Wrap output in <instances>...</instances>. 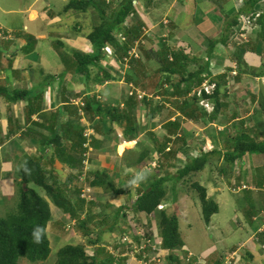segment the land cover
Instances as JSON below:
<instances>
[{
    "label": "trees",
    "instance_id": "obj_1",
    "mask_svg": "<svg viewBox=\"0 0 264 264\" xmlns=\"http://www.w3.org/2000/svg\"><path fill=\"white\" fill-rule=\"evenodd\" d=\"M134 1H138L140 4V0H122L118 4L112 0V2L105 3V7L102 8V3L98 5L95 0H69L59 12V15L71 12L87 14L90 9H94L99 18V24L94 26L91 33L86 36L93 46L92 53L87 54L78 50L68 53L66 50L64 52L65 44L61 40L52 43L64 66L62 76L73 74L72 76L83 78V83L86 86L85 92L79 91L76 94L77 98H81L80 104L72 103L69 95L66 96L67 88H61L62 90L59 92L60 102L58 99H51V101H53V105L62 104L55 112L48 114L49 117H47V112L43 111V103L45 95L47 94L49 98L50 93H46L45 87H42V92L39 91L37 94L21 88L10 91L7 86L0 87V98H4L10 104L21 103L23 105L25 125L23 126L22 119L17 117L10 118L11 121L9 122V124H17L22 127L17 132L20 134V137L17 138L20 143H17L15 139L9 142L10 159L13 160L14 155L19 152L25 153L22 149L23 143H33L38 146L40 151V157L24 154L19 159L21 163L19 169L15 172V177L19 181L17 184L24 187V189L21 188L19 191L17 210L5 217L0 216V264H19L22 260L32 264L48 261L52 254L50 237L54 238V241L58 239L61 224H58L56 228L49 227L53 220L52 206L56 207L61 214L69 219H77V226L83 233V237L85 236L84 238L87 239L90 246L96 247L94 249L96 255L91 256L86 251L85 246H64L57 252L55 264H119V260L113 257L104 246L112 245L116 250L115 252L122 255L127 252L125 249L127 245L121 242L120 237L114 239L111 243L104 242V246L101 244L104 241L106 232L107 234L117 232L119 228L117 229L116 226L119 223L120 216L126 212V209L122 208L115 211L114 216H112L113 222L109 223L108 226H105L106 221L109 222L108 215H101L98 220L94 221L95 216L93 217L90 209L86 212L87 218L81 221V214L86 210V204L81 199L80 187L75 185L77 177L74 172H71L63 181L60 173L54 167L56 160L66 165L72 159L71 164H67V166L71 168V171H75L79 166H82L84 152L93 155L95 149L101 150L103 148L105 141H102L99 135H97L99 137H91V139L84 135L90 125L94 127L96 133L104 137L112 136L115 133L113 126L117 125L118 133L123 139L134 141L138 132L136 109L149 110L151 119L152 114L157 115L164 108L168 98L174 101V109L181 114V117H185L195 124L214 122L225 108L224 101L227 97L232 96V98H235L236 90L233 88L236 82L230 77L231 72L230 75H212L210 62L214 57L213 49L219 43H222L225 47L228 45L233 46L235 29L241 33L240 17H249L251 20H255L256 25H258L256 29L257 31L260 29L261 35L258 40L252 41L250 45L237 48L234 56L238 68L241 69L245 64L240 58V53L244 49L248 47L256 51L264 45V0H239L242 5L234 14L232 21L225 23L218 39H210L209 50L206 52L205 58L186 53L188 49L173 48L168 45L166 39H158L157 43L160 48L155 57L159 68L154 74L148 75V72L144 69L143 58L152 60L147 46H141L142 55L140 59H130L129 65L139 78L134 79L132 75L126 74L125 81L128 84L133 83L135 86H155L161 90L154 92L155 95L163 96L164 100L159 103H154L153 100L148 101L147 98L138 101L135 97L129 95L128 98L122 99L120 104L113 105L108 100L110 98L98 97L97 94L92 92V86L99 87L100 92L102 87L107 88L106 86H108L109 89H104L108 96L109 91L112 90L109 84L116 79L114 75H119L120 71L119 68L108 64L109 57L111 55L114 57L113 62L117 66H124L126 60L130 57V51L134 48L135 42L145 35V25L142 22L139 9L141 5L138 8L134 5ZM150 2L151 0H149ZM77 33H80L79 30H77ZM3 34L7 33L0 28V35ZM25 37L27 38L26 34L22 38ZM244 42L242 41V43ZM108 49H112L113 53L109 54ZM263 51L264 49L261 50L260 55L263 54ZM41 73L44 74L43 69ZM252 74L253 77H264V68L262 67L258 72L253 70ZM157 77L159 83L154 82V78ZM54 78L57 79L55 75L48 74L42 84H46L47 88ZM205 82H209L214 86L210 94L202 89ZM200 91L202 93L198 96L197 93ZM194 92L195 94L190 96ZM202 100H209L214 103L212 113H208L200 105ZM261 101L264 109V99ZM34 116H37L38 120L34 121ZM177 120L164 126L168 135L178 134L180 119ZM10 133L12 134V131ZM16 134L13 135L16 136ZM260 136L264 137V130L260 126H256V129L254 127L253 129L239 131L225 145L226 153L223 164L230 167L238 161H242L246 156H263L264 138L260 140ZM180 141L181 139L177 142ZM153 142L154 148L144 147L138 158L132 161L134 164H144V167H148L149 163L155 160L152 163L155 169L158 168L160 162L165 165L160 157L164 154L166 144L170 142V139L167 137L159 142L153 138ZM51 150L52 155L49 156L51 153L48 154V151ZM221 152L214 149L212 152L202 154L199 158L190 160L183 167L176 168L175 175H155L149 184L142 185L139 190L131 211H134L138 216L158 217V219L156 218L158 221V237L160 247L168 254L165 259L167 264H198L199 259L189 258L187 260V256L180 257L175 253L185 247V242L180 231L179 215L169 214L166 210L161 211L159 209L168 195L166 184L169 181L173 183L172 190L174 191L177 183L184 184L189 181L191 191H195L200 200L203 221L206 225H210L212 217L219 213V206L208 196L207 188L199 182L193 181V179L197 174L203 172L213 159L220 160ZM43 160L46 161L43 162ZM157 172L159 171L157 170ZM219 172L223 177L230 178L231 176L229 175L230 172L223 166ZM73 185L76 188L73 189ZM91 185L95 188H103L105 192H112L116 195L123 194V191L115 188L107 175L95 174ZM72 195H75V198ZM244 200L248 201V208H243L247 212L246 217L249 220H252L254 215L258 217L261 209L255 205L249 195ZM125 217L127 216L125 215ZM144 226L142 224V227ZM96 228L100 233L94 231ZM120 231L122 230L120 229ZM123 234L126 233L123 232ZM259 235L262 238L260 242L264 243V232ZM93 236L95 237L94 240L91 239ZM135 239L141 245V238L135 237ZM101 248L108 252L109 257H106L107 253H104V257L108 262L99 261L98 259ZM150 249L148 247V250ZM228 255L217 258L213 261L214 264H225V258ZM250 258L252 256L248 253L247 260L249 262L252 261ZM126 261L129 264L127 258Z\"/></svg>",
    "mask_w": 264,
    "mask_h": 264
},
{
    "label": "rangeland",
    "instance_id": "obj_2",
    "mask_svg": "<svg viewBox=\"0 0 264 264\" xmlns=\"http://www.w3.org/2000/svg\"><path fill=\"white\" fill-rule=\"evenodd\" d=\"M69 0H0V26L3 29L4 32L7 33V38L10 40H13V42L8 41L7 39L4 38L3 35H0V87H6L12 91L15 88H21V89H26L28 91H33L36 92V94L41 91L42 92V87L46 88V84H42V82L45 80L46 75H43L41 73V69L44 70V74H49V75H56L58 77L57 79L51 80V83L49 86H47V89L50 90L52 89V95L53 97H58L59 92L61 88L63 89L64 87L67 88L66 96L69 95V98L74 101L76 104H80L81 100H76L77 99V93L80 92H85L86 86L83 83V78L80 76H72L73 74L70 75H63L62 72H64V66L62 62L60 61L59 53L53 48V45L51 41H56V40H62L63 43L65 44V50L68 53H72V51H86V53H91L93 51V46L92 44L87 40L86 36L91 33L93 30L94 26L99 24V18L97 12H95L94 9H90L87 14L84 13H75L71 12L69 14H62L59 15V12L62 10V7L68 2ZM112 2V0H109ZM116 4H118V0H114ZM122 1V0H120ZM235 1V0H233ZM95 2L98 5H101L102 3V8L105 7V3H108V0H95ZM233 5V4H232ZM242 5V3H239V1L234 3V7L229 8L227 5V2L225 0H210L209 3L206 2L202 5H199L200 7L195 13V7L191 3L188 7H185V13L186 15H183L185 17V24L188 26H191L194 28L196 31H200V33L196 36L198 39L195 37H192L190 33L187 31V36L192 37L196 42H191V44L196 48L199 47L200 49L204 50L208 44V41L210 39H217L215 38V32L210 30V31H204L202 30V27H206L207 25H210L208 20L206 18H209V20L214 24L218 25L217 22V14L215 13V9L218 10V13L221 12L223 16H227L228 14L230 15L229 17H226L227 20H231L234 18V14L236 11V6L239 7ZM111 6V5H110ZM140 4L137 5L139 7ZM32 14H36V16L32 17ZM195 14V15H194ZM194 15V16H193ZM32 17V18H31ZM194 17L193 20H195V25L194 22H192V18ZM144 20L147 23H151L150 17L144 16ZM167 19H164L163 25L168 26L169 23L167 22ZM168 23V24H167ZM258 25H255L253 28H257ZM77 30H79L80 33H77ZM258 33L255 31V34L252 33L251 36H248V42L242 43L241 37H242V31L239 36H237L236 32L237 29H235L234 33L236 35L235 39L233 40V49L230 48V55L234 56V53L237 52V48H242L244 45H250L252 41L258 40L259 36L261 35L260 29H258ZM27 33V40L30 39L35 41L34 38H37L36 40L38 41L39 46L37 45V48H35V52L32 51V47H29L28 49H25V47H21L19 43V38H22L23 35ZM10 36V37H8ZM5 39V40H4ZM42 40V42H40ZM146 42V46L148 48V51L150 52V55L152 57V60H142L144 64V68L148 71L149 75H152L157 71L159 68L158 61L156 59V52L155 48L160 46L158 43L154 44L153 42L150 43L151 41L149 38L147 40L144 38ZM201 41L202 43H200ZM231 43V45H232ZM190 45V42H188ZM30 45V44H29ZM141 45H144L141 43ZM92 46V48H91ZM172 46V45H171ZM181 46V45H179ZM177 46V47H179ZM40 47V49H38ZM141 48L136 50V53H133L132 56L134 59H139L141 57ZM199 49V50H200ZM264 49V45L262 46V50ZM247 50L249 52H252L248 47L244 49L243 52L240 53V58L244 60L246 58V52ZM41 52V54L39 53ZM40 54L39 56H36L37 54ZM108 53L112 54L113 50L108 49ZM16 55V58H13L12 56ZM200 55V54H199ZM203 55V54H202ZM200 55V56H202ZM199 56V57H200ZM251 56L249 55L248 59H251L250 61L247 60L248 62H251L253 59L250 58ZM114 57L111 55L109 57V65L115 66L116 63H114L112 60ZM233 62V66L236 65L235 61V56L231 58ZM264 61V57H263ZM212 62V61H211ZM253 65L254 63L251 62ZM216 64V63H215ZM214 65V63H213ZM116 67H119L116 65ZM248 67L247 63L244 64V66L241 68L242 70H246ZM27 71V69H29ZM121 71H119V75H114L116 78L114 82L116 85H122L124 89H131V87H135L138 91L142 93H148L147 91H144L148 88V91H150V95H153L151 92H158L161 91L159 88L155 86H150L147 87V85L144 86H135L128 84L125 81L126 74H130L134 77V79H138L139 77L134 74L135 72L132 70L131 66L129 63H125L124 66H120ZM214 70L216 71V75H218L220 72H222V69H219L218 67H214ZM236 71V72H235ZM234 72L237 74V70L234 69ZM233 72V73H234ZM239 72V70H238ZM62 76V77H61ZM234 76V75H233ZM60 77V78H59ZM155 83H159V78H154ZM46 83V82H45ZM63 83V85H61ZM147 84V82H146ZM112 85V86H116ZM139 87V88H138ZM141 87V88H140ZM155 87V88H154ZM145 88V89H143ZM46 89V90H47ZM92 89L95 94L98 95V97H102L103 95L100 92V88L97 86H92ZM47 93V92H46ZM50 93V91H48ZM107 93V92H106ZM70 94H73L70 96ZM237 96V94H236ZM52 97V98H53ZM109 102L113 105H118L121 103L122 99H126L129 97L128 92L120 93L117 90H111L109 91V95L106 96ZM156 97V96H155ZM163 96L161 97H156V101H160ZM103 98V97H102ZM104 100V99H103ZM6 101L4 99H0V113L1 117L3 120H1L0 123V179L2 180V177L7 180L8 178H12V174L15 173L19 167L21 161L17 159L16 161L13 162V160L9 163L10 164V171L7 170H1V166L3 165L4 160L2 157L7 156L5 155V149L3 148L4 146H8L9 142L13 139L17 143H20V140L13 135L14 133L16 134L17 132L22 129L20 125L17 124H9L11 119H7L9 117V112H13L14 114L20 116L23 115V109H22V104L19 103L17 105H14L13 108H8L6 106ZM170 105L172 108L175 107L174 101H169ZM124 104V103H122ZM8 106H13L12 104H7ZM142 107V106H141ZM8 108V109H7ZM125 108V107H124ZM136 110V119L138 121V118L140 116V121H144L147 126L152 125V128H157L161 123L160 122H165L162 119H158L157 122L151 123V119L148 118V116H145V113L142 111L144 109L142 108H137ZM168 111V110H167ZM167 111L164 112V116H167ZM140 112H142L140 114ZM178 112V111H176ZM135 113V114H136ZM143 118H142V117ZM22 117V116H21ZM174 118V117H173ZM262 118V110L257 113V116L255 119H261ZM4 119L7 125L8 122V133L6 130H4ZM149 123V124H148ZM159 124V125H157ZM22 125L24 126L25 123L22 122ZM142 125V124H140ZM199 125V124H197ZM33 126V125H31ZM222 127V126H220ZM218 130V134H216V128L215 127H209L208 128V133H205V135L200 136V139H207L208 143L210 146L212 145V140L216 137L215 135H219L220 132H222V135L225 137H232L236 135V131L234 129V124H231L228 128H224V130ZM164 130V129H163ZM12 131V134L10 133ZM151 132L149 127H145L144 130H142V134L144 137L148 136L149 140H147V143L150 145L149 148L154 147V142H153V137L152 134L149 133ZM94 133L95 137L97 136L96 132H93V128L89 131H86L87 135H92ZM215 136V137H214ZM214 137V138H212ZM216 141L221 142V139H215ZM8 144V145H7ZM147 144V146H148ZM201 145V144H200ZM227 145V143L224 144V146ZM197 146V144H195ZM219 148L220 145H218ZM122 147V146H121ZM120 147V148H121ZM127 147V146H126ZM2 148L3 153H2ZM23 151H26L27 155H30L32 153H35V150L37 151V147H32L29 148L26 147L25 145H22ZM18 150V149H17ZM14 150V151H17ZM105 151L109 153H113L116 150V144H113L112 142L109 143V146H106L104 148ZM124 151V149H122ZM122 150L119 149L120 153H122ZM197 151H193L191 154V157L195 156ZM10 154V152H9ZM22 154V153H17ZM36 154V153H35ZM126 155H129L128 153ZM10 156V155H9ZM9 156L6 157V162H9ZM15 156V155H14ZM108 157H110V161L112 164L116 166L115 170H118V167L122 168V164L118 160H116L117 157V151H115V154H108ZM137 158V157H136ZM259 161H257V165L255 166L254 164L251 166L249 171L252 170V172H256V180L254 178H248L245 179V173H240V165L239 162L232 165V166H225L222 161H214V163H210L207 165L205 170L195 177L193 181L199 182L203 186H212V193L214 194L213 189L215 188V185L217 187V182H221L222 179L226 181V184L222 183L223 185H220L219 187L223 188L221 195V201L218 204L219 206V213L214 215L212 217L210 225H206L205 222L203 221L202 218V210H201V203L198 198V195L196 194L195 191H191L190 186L191 183L189 181H186L187 183H177V187L175 190V195H174V200H171L172 196V188H173V183H167L166 184V189L168 192V195L166 199L164 200L165 202L162 203V206L165 207V210L169 214H178L180 217V231L182 238L185 242V250H177L176 255L177 256H187V258H192V259H199V263L201 264H212L213 261H215L217 258L219 259L220 257H224L225 255L229 254L228 257H231L233 252H238L240 258H237L235 256L236 264H264V243L260 242L261 235H259L260 232H264V212L261 214V219H255L256 216L252 218V220H249L246 217V210L245 208L247 206V202H245L243 199L238 200V197H240L243 194L249 195L251 200L255 202V197L254 194L258 193L259 190L255 188L261 189L262 194L264 195V155L257 156ZM21 159V158H20ZM120 158L119 160H121ZM125 163L129 162V164L132 163L134 160L133 155H129V157H124ZM160 159H164L163 155ZM72 161V159H71ZM71 161H67L68 165L71 164ZM224 161V159H223ZM217 162V164H216ZM243 162H241L242 164ZM12 164V165H11ZM66 164V166H67ZM91 166V181L94 179V173L97 172V166H95V162L93 158H91V163H89ZM168 162L166 161L165 165H162L161 162L159 164V172L156 171H148V168L144 169L145 173L144 176L142 177V182L140 184L147 185L151 180L154 178L155 175H168L172 174L175 175L177 172L176 170H172V167H168ZM185 164V163H184ZM183 164V165H184ZM162 165V166H161ZM127 166V165H126ZM161 166V167H160ZM218 167H224L226 168L230 174L229 175H236L238 173V176H242V179H236L235 181H232V177L230 178L223 177L221 173L218 171ZM255 166V167H254ZM244 171L246 170V167L242 165ZM254 167V168H253ZM179 168V167H178ZM70 172V169L67 170ZM140 171V169H137L132 175L134 176L136 172ZM232 171V173H231ZM110 176V175H108ZM112 179H116L114 174L111 175ZM128 175L122 173L121 177H119V183L117 184L116 182L115 185L116 187H125L126 183H129L126 179ZM167 177V176H166ZM126 178V179H125ZM214 179V184L212 180ZM4 180V185L2 184L0 186V216L5 217L8 214L14 212L17 210V202L19 201V191L21 188L24 189L21 185H18L17 183ZM228 180V181H227ZM111 181V180H110ZM132 181L130 180V183ZM242 182V185H240ZM78 183L83 184L84 181L79 180ZM136 183H138L136 181ZM139 184V185H140ZM75 185H77L75 183ZM114 185V184H113ZM114 185V186H115ZM74 186V185H73ZM255 187V188H253ZM76 188V186L73 187V189ZM131 188H134L131 186ZM238 188L240 190H243V192H239ZM124 189H127L126 187ZM129 190V189H127ZM132 195L136 194L134 190L131 192ZM260 193V192H259ZM112 192H106V195L98 194L97 195V201L95 205L92 207L91 213L95 215L94 221L98 220V218L101 215H108L109 222L105 224V226H108L109 223H112V216H114V213L116 210H118V207L122 206H127V207H133L132 200L133 198H127L124 197L122 201L120 199H116L110 203L108 196H112ZM108 195V196H107ZM73 198H75V195H72ZM209 196V193H208ZM210 197V196H209ZM96 198L94 199V201ZM239 201V203H238ZM124 207V209H130ZM248 208V207H247ZM87 209H90V207ZM125 213L123 214V217L120 216L121 218L119 219V223L117 224L116 229L117 232L115 233V239L119 238L123 232L128 234L132 240L135 239V234L131 230L130 223L132 222L134 225L136 224L138 228H144L142 227V224L137 221V217L135 214L133 215H126ZM84 214L82 215L81 219H84ZM57 220L61 221L62 224H60V231H58L59 237L56 241L55 239L51 238V247H52V254L50 258L48 259L47 262L45 263H36V264H55L56 260V255L57 252L59 251L60 248L67 246V245H72V246H77V245H84L86 246L87 243L85 242V236L83 237V233L79 229L73 228V224H67L65 229H64V223H66L67 216H64L63 214H60ZM132 217H135L133 219ZM158 219V217L156 216ZM122 219V220H121ZM151 226V225H150ZM51 228V224L49 226ZM92 228V226H91ZM75 229V230H74ZM120 229L122 231H120ZM150 228H145L141 229L144 233H146ZM105 230V229H103ZM70 231V232H69ZM96 232L97 228L94 230ZM95 233V232H94ZM258 234V235H257ZM80 236L81 238H75L76 236ZM110 235L105 233L104 234V241L102 242V246H104V242L107 243L111 239L109 238ZM258 237V239H257ZM92 239L94 240L95 237L93 236ZM107 241V242H106ZM262 241V240H261ZM105 249H107L108 246H104ZM104 248L100 249V254L98 256L99 261H107V259L104 257V253L106 254V257L108 256V252H105ZM249 249L251 250V254L253 256L254 262L250 263L249 260H247V254L249 252ZM252 250L254 252H252ZM109 251V249H107ZM109 257V256H108ZM183 259V258H182ZM184 261V260H183ZM119 264H127V261H118ZM187 262V261H186ZM138 264L137 262H135ZM133 263V264H135ZM19 264H32L29 263L26 260L20 261ZM149 264H160L158 262H151ZM162 264H167L166 260L162 262ZM214 264V262H213ZM234 264V260H233Z\"/></svg>",
    "mask_w": 264,
    "mask_h": 264
},
{
    "label": "crops",
    "instance_id": "obj_3",
    "mask_svg": "<svg viewBox=\"0 0 264 264\" xmlns=\"http://www.w3.org/2000/svg\"><path fill=\"white\" fill-rule=\"evenodd\" d=\"M120 2V0H118ZM210 0H151V2L149 3V0H140V8H145V10L148 12L149 17L151 19V24L152 26L148 28V32L146 37H151V42L150 43H157L158 39H166L167 43L169 46L173 47V48H185L188 49L186 51V53H191L192 55H196V56H200V57H204L205 58V54L206 52L209 50V41L208 44L206 46V48L204 50L200 49L199 47L196 46V48L191 44V42H196L192 37H195L196 39H198L196 36L200 33V31H196L194 28H192L191 26H188L187 24H185V17L183 15H186L187 13H185V7H188L191 3L193 4V6L195 7V13H197L196 11L198 10V8L200 7L199 5H202L206 2L209 3ZM118 2V3H119ZM234 3L235 1L230 0L227 2V5L229 6V8L234 7ZM233 4V5H232ZM199 11V10H198ZM237 12V9L235 11V13ZM215 13L217 14V22L218 25H214L209 18H206L208 20V22L210 23V25H207L206 27H202V30L204 31H214L215 34V38H219L220 34L222 33V29L224 28L225 23L229 20H227L226 17H229L230 15L228 14L227 16H223L220 13H218V10L215 9ZM195 15V14H194ZM193 15V16H194ZM36 16V14H32V17ZM234 16V15H233ZM31 17V18H32ZM164 19H167L169 21V25L168 26H164L163 22ZM194 19V17L192 18V20ZM192 22H194L195 25V20H193ZM196 26V25H195ZM1 28V26H0ZM187 31L190 33V35L192 37L187 36ZM27 35V33H25ZM4 38L7 39L10 42H13V40H10L9 38H7V34H3ZM10 37V36H8ZM4 39V40H5ZM21 40H19L20 46L21 47H25V49H28L29 47H32V51L35 52V48H37V45L39 46L40 44H38V41L36 40L37 38H34L35 41L31 40V43L29 42L30 40H27L26 38H19ZM147 40V39H146ZM57 41V40H56ZM62 41V40H61ZM40 42H42V40H40ZM54 41H51V43H53ZM63 42V41H62ZM188 42H190V45L188 44ZM200 43H202L201 41H199ZM30 44V45H28ZM146 44V43H145ZM181 45V46H179ZM179 46V47H177ZM92 48V46H91ZM230 48L233 49L232 46H227L225 47L222 43H219L216 45V47L213 49V55L214 57L212 58V62H214V67H218L219 69H222V72H220L218 74V76L221 75H226L229 74L230 72L232 73L234 71V69L237 70V74L236 75H230V77H232L235 80V85H234V90H236L235 92V98L231 97H227V99L224 101L226 106L223 109V111L221 112V114H219L218 118L216 117V120H214V122H207L206 124H195L190 120H187L185 117H181V114L179 112H176V110L174 108L171 107L169 101H172L170 98H168L167 102L164 105V108L161 109L160 112H158L157 115H153L152 114V118H151V123L157 122L158 119H162L165 122H160L161 124H157L159 125L157 128H152V125H146L144 124V118L143 121H140V116L138 118L137 124H138V132L136 134V140L134 141H128L126 139H123L122 136L118 133V127L117 125H114V131L115 133L112 136H101L100 134L97 133V135L100 136V138L102 139V141H105L103 148L101 150H94V154H93V160L95 162V166H97L96 168L98 169L97 172L94 173L95 174H100V175H110L109 180H111V182L115 185L114 182H116L117 184L119 183V177H121V174H127L128 176L125 178L129 183H126L125 187L127 189H124L125 187L121 186V187H116L115 188L118 190L123 191L122 195H116V194H111L112 196H108L110 203L116 199H120V201H122L124 199V197L130 198L132 197V204H134V200L137 198L139 190L141 189V186L143 184H140V182H142V177L144 176V164L141 165H137L134 164L133 162L131 164H129V162H126V165H124V161L125 159H123L124 157H129V155H133L134 159L139 156V153L141 152V150L144 147H147V140H149L148 136L144 137L142 134L140 135V133H142V130H144L145 127H149L150 131L149 133L152 134V137L156 140H158L159 142H161L163 139L165 138H169L170 142H168L166 144V148H165V152L163 155L164 159H163V163L166 164V161L168 162V167H172V170H176L177 167H182L181 165H183L185 162L187 163L188 161H190L193 157H191V154L193 153V151H197V155L200 153L202 154H206L208 152H212L214 149H218L221 152V158L220 160L223 163V159L225 156V151L226 148L224 146L225 143H227L229 140L233 139V137H235L237 135V133L239 131H244L247 129H253L256 126H260V128L262 130H264V109L261 105V100L264 99V77H253L252 71L256 70L257 72L259 71V69H261L262 67L264 68V61H263V57H264V51L263 54L260 55L262 52V47L260 49H257L256 51H252L249 52L247 50V52L245 53L246 58H244V62L247 63L248 67L246 70H242L238 68V64L236 62V65L233 66V62L231 60L232 55H230ZM38 49H40V47H38ZM158 47L155 48V52L158 51ZM200 49V50H199ZM84 52V51H83ZM93 52V51H92ZM91 52V53H92ZM39 53L41 54V52L39 51ZM86 53V51H85ZM36 56L40 57V54L36 53ZM90 54V53H88ZM200 54V55H199ZM142 55V54H141ZM249 55L251 56L250 58H252L253 60L251 62L254 63V65L251 62H248L247 60H251L248 59ZM13 58H16V55L12 56ZM143 60L146 61V59L143 58ZM216 63V64H215ZM145 64V63H144ZM29 69H27V71H29ZM42 70V69H41ZM40 70V71H41ZM158 70V69H157ZM239 70V72H238ZM44 71V70H43ZM146 72H148L147 70H145ZM211 73L213 76L216 75V71L214 70V68L210 69ZM236 72V71H235ZM43 74V73H42ZM43 75H48V74H43ZM55 75V74H54ZM56 76V75H55ZM58 78V77H57ZM60 78V77H59ZM110 88L112 90H117L120 93H124V92H128L126 89H124V87L120 84V85H116V83L111 82L110 84ZM112 85H116V86H112ZM107 88L102 87L101 88V94L103 95V98H107V94L104 91V89H109L108 86H106ZM16 89V88H15ZM47 88H45V91L48 93V91L50 90H46ZM170 89V88H167ZM62 90V89H61ZM103 90V91H102ZM32 91V90H31ZM237 94V96H236ZM52 95V91H50V96L48 98V95L46 94L44 97V103H43V111L47 112L46 115L47 117H49L48 114H51L53 112H55L62 103L59 104H54L53 105V101H51V99H58L60 102V96L58 97H53ZM0 99H4V98H0ZM50 99V100H49ZM5 100V99H4ZM76 100H81V98H77ZM6 106L8 108H13L14 109V105L17 104H12L13 106H8L7 100H5ZM72 101V100H71ZM72 103H74V101H72ZM76 104V103H74ZM78 105V104H76ZM7 108V109H8ZM22 109H23V105H22ZM168 110V111H167ZM262 110V118L261 119H255L257 116V113L260 112ZM138 111V110H136ZM145 113V116H148V111L147 110H142ZM167 111V116H164V112ZM9 112V117L7 119L10 118H21L22 122L25 123L24 119H23V115H16L13 112ZM142 112H140L141 114ZM137 115V113H136ZM135 115V116H136ZM22 116V117H21ZM174 117V118H173ZM149 118V116H148ZM179 120L180 122V129L177 132L178 134L175 135H168L167 130L165 129L164 126H167L170 123H174L176 120ZM2 117H1V113H0V123H1ZM6 119H4V130H6V132L8 133V122L6 125L5 122ZM33 120L36 121L38 120L37 116L33 117ZM177 120V121H178ZM154 121V122H153ZM142 124V125H140ZM149 124V123H148ZM231 124H234V129L236 131V135L232 136V137H225L222 135V132L219 133V135H215L214 140H212V145L210 146V144L208 143L207 139H200V136L205 135V133H208V128L209 127H215L216 128V134H218V130L220 131V128H222L221 130H224V128H228ZM222 126V127H220ZM164 129V130H163ZM17 138L20 137V134L17 133L16 136ZM182 137V138H181ZM264 137L260 136L259 139L262 140ZM180 142H177L178 140H180ZM215 139H221V142L218 143V141H216ZM220 141V140H219ZM112 142L113 144H116V150L117 151V157L116 160H118L120 162V164H122V168L118 167V170L116 171L115 168L116 166L114 164L111 163L110 161V157H108V154H115V151L113 153H109L107 151L104 150V148L106 146H109V143ZM9 144V143H8ZM7 144V145H8ZM195 144H197V146H195ZM201 144V145H200ZM22 145H25L26 147L32 148V147H37V151L35 150V153L30 154L31 156L34 157H40V151L38 150V146L31 143H23ZM127 147H126V146ZM221 148H219V146ZM121 146H125V149L122 153H120L119 149ZM150 145L148 144V147ZM6 151H5V155L7 154V156H3L2 159L4 160L3 165L1 166V170L5 171H10V164L13 162H10V157H9V162H6V157H8L10 154V146H4L3 147ZM2 148V153H3V149ZM154 148V147H153ZM27 151V150H26ZM26 151H23L25 153L22 154H18L14 156V160L16 161L17 159L22 158V156L24 154H26ZM51 153L49 156L52 155V150L48 151V154ZM129 155H126V154ZM201 154V155H202ZM262 156V155H261ZM120 158H122L121 160H119ZM136 158V159H137ZM220 161L217 160L216 158L213 159V163L214 161ZM12 161V160H11ZM46 160H43V162H45ZM257 161H259V159L257 158V156L255 155H250V156H246L242 161L239 162L240 165V173H245V179L248 178H254V180H256V172H252L249 171V169L251 168V166L254 164L255 166L257 165ZM210 162V163H212ZM241 162H243L241 164ZM11 164V165H12ZM217 164V162H216ZM242 165H244L246 167V170L248 171H244L243 167H241ZM254 166V167H255ZM54 167L56 168V170L60 173L61 175V179H63V181H65V179L68 177V174H71V171L68 172L67 170H71V168H69L68 166H66L65 164H62L60 161L56 160V163L54 165ZM253 167V168H254ZM218 171L220 170L221 167H218ZM137 169H140V171L136 172V174L133 176L132 173H134ZM178 169V168H177ZM232 172V171H231ZM238 173V174H240ZM112 174H114V176L116 177V179H112ZM238 174L236 175H232V181L236 182V179H242L243 182V178L242 176H238ZM12 178H8L7 180L6 177L3 178L2 180L0 179V186L3 184L4 185V180L7 182L9 180H11V182L15 183H19V181L16 179L15 177V173L12 174ZM130 180L132 181L130 183ZM136 181L138 183H136ZM228 181V180H227ZM213 184H214V179L212 180ZM222 183L226 184V181L224 179H222L221 181ZM221 182H217V187L215 185V188L213 189L214 194L212 193V186H205L208 190L209 196L218 204L221 201V193L223 191L222 187H219L221 184ZM242 182L240 185H242ZM150 183V182H149ZM148 183V184H149ZM140 184V185H139ZM131 186H133L134 188H131ZM255 188V187H253ZM263 188H264V184H263ZM258 189L259 192L254 194L255 197V205L261 209L260 215L258 217H255V219H261V214L264 212V195L262 194L263 191H261V189L259 188H255ZM134 190V192H136V194L132 195V191ZM95 195H94V199L96 198V200L89 205V207L91 206L90 210H92V207L95 205L96 201H97V195L98 194H102V195H106V192L104 191L103 188H99L96 187L94 189ZM243 192V191H241ZM175 195V194H174ZM247 198L246 194L241 195L240 197H238V200H244ZM238 201V203H239ZM245 202H247V206L248 207V201L244 200ZM2 202H0L1 204ZM124 207L127 206H122V207H118L119 209H122ZM130 207V206H129ZM127 207V208H129ZM52 213H53V220L51 222V227H58L57 225L61 223V221L57 220L58 218H60V214L61 212L58 211V209H56V207L52 206ZM131 208V207H130ZM130 209H126V213L128 215H130L131 211H129ZM117 211V210H116ZM115 214V213H114ZM134 214V213H133ZM95 215H93L94 217ZM107 216V215H106ZM136 217H138L140 219L141 222H145V216H138L135 215ZM255 216V215H254ZM254 219V218H253ZM67 222V220H66ZM62 224V223H61ZM66 223H64V229H65ZM78 229V226L76 227ZM75 228V229H76ZM60 231V229H59ZM81 231V230H80ZM100 233V232H99ZM107 233V232H106ZM110 235V243L111 241H113L115 239V233L112 232ZM77 238H81L80 236H76ZM82 239V238H81ZM86 239V238H85ZM92 239V238H91ZM86 242V241H85ZM107 242V241H106ZM108 243V242H107ZM52 248V247H51ZM251 250L249 249V254L252 256ZM252 252H254L252 250ZM252 261L250 263L254 262L253 256L252 258H250ZM125 261L124 258H120L119 261Z\"/></svg>",
    "mask_w": 264,
    "mask_h": 264
},
{
    "label": "clouds",
    "instance_id": "obj_4",
    "mask_svg": "<svg viewBox=\"0 0 264 264\" xmlns=\"http://www.w3.org/2000/svg\"><path fill=\"white\" fill-rule=\"evenodd\" d=\"M109 1V0H108ZM239 0H235V2L237 3ZM139 3H138V1H134V5L135 6H137ZM140 7V6H139ZM138 7V8H139ZM240 7V6H239ZM239 7H237L236 6V9L238 10V8ZM140 9V14H141V19H142V22L144 23V25H145V28H144V32H145V35H144V37L143 38H141L139 41H136L135 42V46H134V48L130 51V57L126 60V63H129V61H130V59L131 58H133V56H132V54L133 53H136V50H138L139 48H141V46H146L145 45V40H144V38L145 39H147V38H149V40H151V37L149 36V37H146V35H147V32H148V28L149 27H151L152 26V24L151 23H147L145 20H144V16H147V17H149V14H148V12L145 10V8H139ZM240 19H241V17L239 18V23H240ZM168 23H169V21H167ZM167 23V24H168ZM126 25H128L127 23H126ZM165 26V25H164ZM239 26H241V23H240V25ZM257 33H258V31H257V29L255 30ZM255 31H254V34H255ZM236 34H237V36H239L240 35V32L239 31H237L236 32ZM251 36V35H250ZM235 37H236V35H235ZM235 37L233 38V40H236V39H238V38H236L235 39ZM242 41H245V42H248V38L247 39H241ZM141 43L142 44H144V45H141ZM180 49H185V48H180ZM159 50V49H158ZM141 58V57H140ZM139 58V59H140ZM134 59V58H133ZM113 60V59H112ZM213 63L214 62H210V68H214V65H213ZM115 67H116V65H115ZM116 68H119L120 69V71L122 72V70H121V68L120 67H116ZM145 69V68H144ZM146 70V69H145ZM234 72V71H233ZM232 72V75H236V73L234 72L233 73ZM154 74V73H153ZM149 75V74H148ZM131 85H134L133 83L131 84ZM139 88V87H138ZM141 88V87H140ZM14 90V89H13ZM127 91H128V95H130V97L132 96V97H135L138 101H143V100H145V98H147V100L148 101H151V100H153L154 101V103H159V102H161L162 100H164V98L162 97V99H160V101H156V97H161V95H159V94H157V95H155V93L154 92H151L153 95H150V94H148V93H150V91H148V89H146V90H144V91H147L148 93H142V92H140V91H138L137 89H135V87H131V89H127ZM193 94H195V93H192L190 96H192ZM156 96V97H155ZM209 104H210V106H211V108H212V110H209V109H207V108H205L206 109V111H208V113H212L213 111H214V103L212 102V101H209V100H206ZM200 105H201V102H200ZM203 107V106H202ZM143 109V108H142ZM146 110V109H145ZM148 111V116H149V110H147ZM150 118V117H149ZM154 122V121H153ZM93 128V132H95V129H94V127L92 126V125H90L89 126V129L88 130H86V131H89V130H91ZM86 131L84 132V135L88 138V139H91V137H95L94 136V133H92V135H87L86 134ZM136 140V139H135ZM153 149V148H152ZM94 152V151H93ZM202 154V153H201ZM201 154L199 153L198 155L196 154L192 159H196V158H199L200 156H201ZM91 158H93V155L92 154H89V153H86V152H84V154H83V156H82V166H79L78 168H77V170H75V171H71V172H74V174L76 175V177H77V180H76V184H77V186L78 187H80V192H81V199L82 200H84L83 202L86 204V210L81 214V217H82V215L84 214L85 216H84V219H81L80 218V220L81 221H84L86 218H87V215H86V212L88 211V209H87V207L89 208V205H91L93 202H94V195H95V192H94V189H95V187H93L92 185H91V179H92V177H91V165L89 164V163H91ZM155 158V157H154ZM161 158V157H160ZM191 159V160H192ZM155 162V160H153L152 162H150L149 163V166L147 167V166H145L144 167V169H146V168H148V171H156L157 172V170H158V168H159V166H158V168L157 169H155L153 166H152V163H154ZM189 162V161H188ZM187 162V163H188ZM238 162H240V161H238ZM237 162V163H238ZM186 162H185V164H187ZM184 164V165H185ZM236 164V163H235ZM184 165H181L182 167L184 166ZM180 167V166H179ZM178 168V167H177ZM159 171V170H158ZM82 178H85V182L83 183V184H80V183H78V181L79 180H81ZM169 183H170V181H169ZM85 185H87V186H89L90 188H91V190H92V192H91V195H90V197H91V199L90 200H86V199H83L82 198V191H83V189H84V186ZM168 189V188H167ZM118 190V189H117ZM238 190H239V192H241V191H243V190H240L239 188H238ZM109 193V192H108ZM174 194H175V190L173 191L172 190V196H171V200H174ZM137 199V198H136ZM136 199L134 200V203H135V201H136ZM165 202V201H164ZM163 203V202H162ZM162 206V204L160 205V207ZM159 207V209L161 210V211H164L165 210V207L163 208V209H161ZM129 211H131V208H130V210ZM131 212H133L134 214H135V212L134 211H131ZM133 213H131V215H133ZM125 214L127 215V213L125 212ZM136 215V214H135ZM122 217H123V214L121 215ZM141 216H145V215H141ZM121 218V217H120ZM133 219H135V217H132ZM138 218V217H137ZM125 220V219H124ZM136 220V219H135ZM145 222H141L140 221V219L138 218L137 219V221H139L141 224H143V225H145L144 226V228H141V229H145V228H150L147 232H146V238L150 241V244H149V247L151 248L150 250H148L149 252H153V248H154V246H157L158 244H159V248L161 249V250H163L161 247H160V240H159V237H158V224H157V219L155 218V217H147V216H145ZM67 224H73L74 225V227L73 228H76L77 227V225H78V220L77 219H69L68 217H67V222H66V225ZM151 225V226H150ZM66 227V226H65ZM130 227H131V225H130ZM75 230V229H74ZM70 232V231H69ZM261 233H263V232H260L259 234H261ZM135 234V233H134ZM122 235H125V234H122ZM121 235V236H122ZM258 235V234H257ZM141 238V237H140ZM257 239H258V237H257ZM86 240V243H87V245L85 246V249H86V251H88L90 254H91V256H94V255H96V253L94 252V249H96V247H93V246H90L89 244H88V242H87V239H85ZM259 240V239H258ZM134 241L136 242V239H134ZM137 243V242H136ZM137 244H139V243H137ZM140 244H141V242H140ZM84 246V245H83ZM107 249H109V253H111L112 255H113V257H116V259L117 260H120V258L122 257V258H124V259H126L127 258V260H130V258L126 255V252L125 253H123L122 255H119L118 253H116L115 251V249H114V247L111 245V246H108L107 247ZM126 249V248H125ZM182 250H184V251H186L185 250V247L182 249ZM164 251V250H163ZM181 251V250H180ZM166 252V251H165ZM246 252H248V251H246ZM176 253V252H175ZM181 253H182V251H181ZM183 254V253H182ZM168 257V254H167V252H166V256H165V258H164V260L163 261H165V259ZM182 257V256H181ZM184 257V256H183ZM247 258H248V254H247ZM187 260H189V258H187Z\"/></svg>",
    "mask_w": 264,
    "mask_h": 264
},
{
    "label": "built area",
    "instance_id": "obj_5",
    "mask_svg": "<svg viewBox=\"0 0 264 264\" xmlns=\"http://www.w3.org/2000/svg\"><path fill=\"white\" fill-rule=\"evenodd\" d=\"M257 17H259V15H257ZM240 23H241V31H242L241 39H244V38L247 39L248 36H250L256 30V28H253L256 25V22L255 20H251L249 17H241ZM213 87L214 86L211 85L209 82H205L202 85V89L207 94L211 93V90L213 89ZM201 93H202L201 91L198 92L197 93L198 96H200ZM201 106L209 110H212L210 104L206 100L201 101ZM81 180L85 182V178H82ZM91 192H92L91 188L85 185L82 191V198L86 200H90ZM160 208L163 209L164 207L161 206ZM130 225L133 228L132 231L135 233V237H141V245L137 244L134 240H132L128 234L120 236L121 242L127 245L126 255L130 258L129 264H133L135 262H137L138 264H149L151 262H158L162 264L166 256V252L161 250L158 247L159 244L157 246H154L152 253L149 252L148 247H149L150 241L146 238V233H144L141 230V228H138L136 224L134 225L131 222ZM228 256H226L225 258V264H233V260H234V264H236L237 262L235 259L240 258L238 252H233L231 257H228ZM235 256H237V258H235Z\"/></svg>",
    "mask_w": 264,
    "mask_h": 264
},
{
    "label": "bare ground",
    "instance_id": "obj_6",
    "mask_svg": "<svg viewBox=\"0 0 264 264\" xmlns=\"http://www.w3.org/2000/svg\"><path fill=\"white\" fill-rule=\"evenodd\" d=\"M126 146V145H125ZM125 146H122L120 149L122 150V149H125ZM122 152H123V150H122Z\"/></svg>",
    "mask_w": 264,
    "mask_h": 264
}]
</instances>
